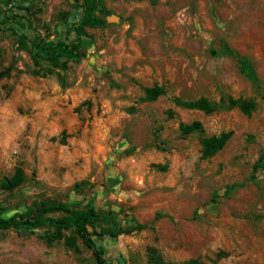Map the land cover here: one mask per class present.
<instances>
[{
	"label": "rangeland",
	"instance_id": "obj_1",
	"mask_svg": "<svg viewBox=\"0 0 264 264\" xmlns=\"http://www.w3.org/2000/svg\"><path fill=\"white\" fill-rule=\"evenodd\" d=\"M79 4L0 0V21L28 7L39 35L57 39L63 16L75 20ZM103 4L107 26L86 28L83 57L69 63L65 88L55 74L31 75L38 68L10 30L0 31V71L14 67L0 79V184L17 167L24 174L14 190L0 188V215L63 202L94 207L104 228L150 225L97 239L108 264H150V249L173 263L264 264V170L253 172L264 152V0ZM26 34L31 38L33 30ZM225 45L249 59L258 88L221 54ZM146 88L162 94L147 100ZM222 94L252 99L255 107L206 114L174 104L218 102ZM193 121L205 136H232L203 159L201 136L180 135V125ZM234 184L240 186L226 194ZM64 238L48 243L1 232L0 264H96L79 240L68 247Z\"/></svg>",
	"mask_w": 264,
	"mask_h": 264
},
{
	"label": "trees",
	"instance_id": "obj_2",
	"mask_svg": "<svg viewBox=\"0 0 264 264\" xmlns=\"http://www.w3.org/2000/svg\"><path fill=\"white\" fill-rule=\"evenodd\" d=\"M80 4L75 8V20L69 21L68 16L62 18L64 30L61 37L50 39L47 32L44 36L39 35L36 29L31 25L30 8L22 9L24 12L7 22L0 21V26L9 24L5 30H10L17 43V49L25 51L33 62L37 71H30L33 76L45 77L55 74L62 88L66 87L64 73L68 69L70 62L83 57L82 40L88 38L86 28H104L107 26L106 17L109 11L104 7L103 0H79ZM33 30L32 37L29 38L26 31ZM222 55L232 57L236 60L239 72L254 87L258 88V77L253 65L249 59L242 56L228 46H224L221 51ZM44 62V63H42ZM13 63L0 71V79L8 77L13 69ZM162 90L159 88L145 89L147 100H154ZM174 104L184 109H195L211 114L217 110H230L237 108L244 113L253 110L255 103L252 99H232L224 94L218 102L209 101L200 98L194 101H183L174 99ZM180 135L182 137L191 134L201 136V157L203 159L214 156L223 149L232 136V132L222 133L218 136H205L202 124L199 121H193L189 124L180 125ZM135 150L130 148L128 154ZM264 170V152L260 155L253 165V172ZM24 174L21 168L15 169L11 178L3 179L0 188L5 191H12L22 184ZM85 183V181H83ZM82 183L74 185L79 190ZM240 185L234 184L226 188L225 193L229 194ZM161 215H156L157 220ZM102 215L94 207L89 208H72L63 202L48 205L45 202L34 205L25 212H16L10 217L4 218L0 215V233L8 230H14L18 236L35 235L44 241L51 243L64 238V232L70 231L72 234L64 238V244L68 247L75 246V240L91 251L96 264H108L105 257L106 250L102 245L97 244V239L104 237L115 239L119 235L132 234L150 228V225L135 222L129 227H118L108 229L101 227ZM150 264H203L197 260H188L182 263L167 262L154 250L148 252Z\"/></svg>",
	"mask_w": 264,
	"mask_h": 264
}]
</instances>
